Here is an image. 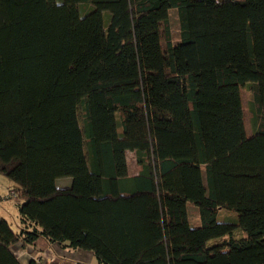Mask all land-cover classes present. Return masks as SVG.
I'll return each mask as SVG.
<instances>
[{"label":"trees","instance_id":"1","mask_svg":"<svg viewBox=\"0 0 264 264\" xmlns=\"http://www.w3.org/2000/svg\"><path fill=\"white\" fill-rule=\"evenodd\" d=\"M0 173V264H264V0H0Z\"/></svg>","mask_w":264,"mask_h":264},{"label":"rangeland","instance_id":"2","mask_svg":"<svg viewBox=\"0 0 264 264\" xmlns=\"http://www.w3.org/2000/svg\"><path fill=\"white\" fill-rule=\"evenodd\" d=\"M52 3H55L57 0H49ZM68 12H69V16L76 20L81 16V12H82V7L80 6V4L77 3H71L68 4ZM171 26H172V31L174 34V39L176 40L178 38V31H179V21H178V15H177V11L176 9H172L171 10ZM162 36H163V27H162ZM179 40V38H178ZM163 45L164 47H166V43H165V38L163 36ZM242 95H243V104H244V110H245V121H246V127H247V131L249 134L252 133V128H251V123H250V112H249V107H248V98H249V92L246 90L245 87L242 88ZM78 113L79 116L82 117V113H81V109L79 107L78 109ZM128 163H129V172L132 171H136L138 169V164H137V160H136V155L135 152L129 151L128 152ZM131 173V172H130ZM14 184V182L12 180H10L7 176H5L4 174L0 173V195L4 196V199L2 201H0V217H6L8 218L10 221L16 223L19 219V212H18V206H17V201L15 198L13 197H6L8 194H10V186ZM189 210H190V217H191V222L193 225H199L200 224V215H199V210L198 207H196L194 204H190L189 206ZM238 217V214L235 210H231L228 208H221L218 211V220L219 221H236ZM246 235V232L241 229V228H237V230L235 231V236L237 237H244ZM26 250V249H25ZM42 251V256H44L46 254V252L44 250ZM27 251H20L19 253L21 254H26ZM22 257H24V255H21ZM55 258V255H53L52 257H49L48 260L53 262ZM94 260V262H87V264H96V260L93 257L92 258ZM49 264V262H47Z\"/></svg>","mask_w":264,"mask_h":264},{"label":"crops","instance_id":"3","mask_svg":"<svg viewBox=\"0 0 264 264\" xmlns=\"http://www.w3.org/2000/svg\"><path fill=\"white\" fill-rule=\"evenodd\" d=\"M130 172H131V174H136L138 172V169L136 171L131 170ZM70 182H71L70 178H61L59 181V184L68 185V184H70ZM41 250H44L46 252L45 255H49L51 257L53 255H55L54 259H56V260H54L53 262L50 261L49 264H57L58 261L61 259L60 255H62V257L66 258V259H74V260H77V261L85 263V264H87L88 261L92 262V263L94 262V260L92 259L94 257V255L91 251L78 249V250H72V251L67 252L68 251L67 249H62L61 247L57 246L56 244H51L44 238H40L36 242V246H34L33 249H31L29 247L26 248V250H24V251H29V252H26V254L21 253L20 255H24V257L21 256V260L24 263H26L32 255H35L36 253H37V255L42 254ZM96 264H97V262H96Z\"/></svg>","mask_w":264,"mask_h":264},{"label":"built area","instance_id":"4","mask_svg":"<svg viewBox=\"0 0 264 264\" xmlns=\"http://www.w3.org/2000/svg\"><path fill=\"white\" fill-rule=\"evenodd\" d=\"M57 264H77V263H66V262H62V263H57Z\"/></svg>","mask_w":264,"mask_h":264}]
</instances>
